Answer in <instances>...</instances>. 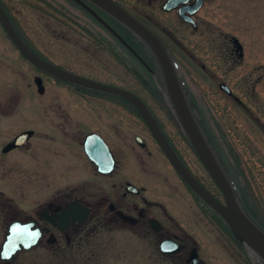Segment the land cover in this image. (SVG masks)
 <instances>
[{
    "label": "flooded vegetation",
    "instance_id": "af4514ba",
    "mask_svg": "<svg viewBox=\"0 0 264 264\" xmlns=\"http://www.w3.org/2000/svg\"><path fill=\"white\" fill-rule=\"evenodd\" d=\"M111 1L163 43L239 208L264 233V183L251 163L264 156V0ZM0 5L43 61L0 20V264H264L171 162L137 106L227 206L143 37L93 0ZM17 223L39 235L5 255Z\"/></svg>",
    "mask_w": 264,
    "mask_h": 264
},
{
    "label": "water",
    "instance_id": "95a60500",
    "mask_svg": "<svg viewBox=\"0 0 264 264\" xmlns=\"http://www.w3.org/2000/svg\"><path fill=\"white\" fill-rule=\"evenodd\" d=\"M101 7L107 9L113 15L117 16L123 22H125L131 29L137 32L141 37L145 39L147 43L151 46L153 51L158 57V60L161 64L163 69L165 82L173 102L174 108L181 120V123L188 134L194 148L196 149L197 153L203 160L205 166L214 177L218 185L220 186L221 190L223 191L224 195L227 199V206H223L217 200H215L192 176V174L186 169L183 163L179 160L177 155L173 152L171 147L169 146L168 142L164 138L162 132L158 128L156 122L151 117L148 110L142 103H137V106L143 113V115L147 118L148 122L150 123L153 131L156 133L157 137L161 141L164 149L167 152L171 162L176 166V168L181 172L184 178L189 182V184L205 199L207 202L213 206L232 226L235 233L243 238L247 243H249L259 254L264 257V233L257 228L254 223L242 212L239 208L234 194L229 186V183L222 172L218 162L216 161L210 146L208 145L195 117L190 108V105L187 101V98L183 92V88L175 68L173 61L168 54L166 48L164 47L163 43L157 38V36L152 33L148 28H146L143 24L139 21L131 17L128 13L122 10L117 4H115L111 0H93ZM0 20L5 26L9 35L13 38L14 42L29 56L30 59L37 62L38 64H42L43 61L38 60L29 53L25 46L23 45L22 41L19 39L18 34L16 33L14 27L12 26L11 22L9 21L8 17L4 13L1 5H0ZM47 65H45L46 67ZM56 74H59L66 79L71 78V76L67 74H61L50 69ZM87 84L92 85L97 88H103V86L87 81ZM124 95L128 96L130 99L134 100V98L130 97L128 93L122 92ZM8 248V243L4 247L5 249Z\"/></svg>",
    "mask_w": 264,
    "mask_h": 264
},
{
    "label": "rangeland",
    "instance_id": "374dc122",
    "mask_svg": "<svg viewBox=\"0 0 264 264\" xmlns=\"http://www.w3.org/2000/svg\"><path fill=\"white\" fill-rule=\"evenodd\" d=\"M51 11V10H50ZM27 15L29 16V13H27ZM56 19V18H55ZM53 22H55L54 20H53ZM44 25V24H43ZM176 31V34H177V36L179 37V28H178V26H174L173 27ZM32 29H34V31L35 32H39L41 29L40 28H32ZM92 30H93V34L95 33V31L97 30V28H92ZM38 34H40V33H38ZM43 36H51L52 35V33H50V31H49V29L47 28V27H45V25H44V27H43V32L41 33ZM81 34V33H80ZM79 34V35H80ZM76 35H78V33H76ZM177 57L179 58L180 57V54H179V52H177ZM199 85H202V83L200 82V84ZM207 87V86H206ZM211 88V87H210ZM210 90V92L212 91V89H209ZM212 94V93H211ZM219 101H221L220 99H218ZM223 104H225L223 101H221V105H223ZM227 118H225V120H226ZM189 157H190V152H189ZM251 163L252 164H254V165H260V167H259V169L260 170H258L257 172H256V174H257V179L258 180H262L263 181V183H264V156H262L261 154H252L251 155Z\"/></svg>",
    "mask_w": 264,
    "mask_h": 264
},
{
    "label": "snow or ice",
    "instance_id": "6c2138e0",
    "mask_svg": "<svg viewBox=\"0 0 264 264\" xmlns=\"http://www.w3.org/2000/svg\"><path fill=\"white\" fill-rule=\"evenodd\" d=\"M12 238L8 241V246H18L17 241L19 240H26V239H35L36 236L39 235V232L36 230H33L31 225L29 224H14L12 226ZM8 254V248L5 249V255Z\"/></svg>",
    "mask_w": 264,
    "mask_h": 264
}]
</instances>
